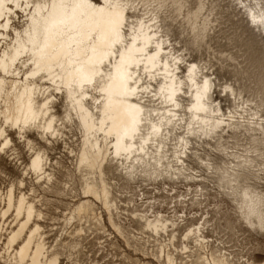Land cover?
<instances>
[{
    "label": "bare ground",
    "instance_id": "1",
    "mask_svg": "<svg viewBox=\"0 0 264 264\" xmlns=\"http://www.w3.org/2000/svg\"><path fill=\"white\" fill-rule=\"evenodd\" d=\"M101 1L0 0V156L30 153L0 190V264H264V0H230L262 47L236 85L173 43L176 0L167 31ZM205 7L179 29L192 46Z\"/></svg>",
    "mask_w": 264,
    "mask_h": 264
},
{
    "label": "rangeland",
    "instance_id": "2",
    "mask_svg": "<svg viewBox=\"0 0 264 264\" xmlns=\"http://www.w3.org/2000/svg\"><path fill=\"white\" fill-rule=\"evenodd\" d=\"M102 2L101 0H95ZM138 2L131 9V14L139 15L140 17L146 16L149 10H155L159 12L162 20V24L167 31V26L171 23V19L168 17V13L161 9L167 4H173L174 0H137ZM177 3L172 5V10L176 16L179 24L172 27L169 32L173 43L177 48H184L189 51L188 59L191 61H202L210 68V73H214V78H217V84L235 83L231 71L239 70L242 73L251 74L256 72V68L250 63L247 58L249 52H246L248 45H253V53L256 56L261 54L262 47L256 44L257 39H260L259 32L254 30L252 26L248 25L246 17L238 15V9L236 10L235 4L230 0H176ZM206 5L204 10L201 12L199 18V24L202 26L203 22L209 23L210 29L204 34L201 46H192L190 44V37L185 35H179V29L181 25L185 29L189 27L186 22L188 18L197 11L199 2ZM138 3L140 4L138 6ZM212 10V12H210ZM216 19V22L211 20ZM181 23V24H180ZM264 37V35H263ZM221 59V60H220ZM222 60H226L223 63ZM224 65L228 69L222 72L220 66ZM185 70V67H184ZM187 72V71H186ZM236 85V83H235ZM214 90V89H213ZM220 89H215L214 98H218L222 103V107L227 108L233 106V101L230 97H226L220 93ZM61 102V101H60ZM57 111L62 113V107L57 103ZM13 138L17 139L18 136L11 133ZM33 138H38L35 133L30 134ZM76 138H74V141ZM19 142V141H18ZM17 146L21 152L20 160H14L13 157L0 156V167L5 172L0 174V190H4L8 187L11 181L20 178L24 171V166L30 161V153L28 149H25L23 144L18 143ZM42 143V142H41ZM55 151L50 152L51 158H62L65 165L72 167V157L68 154V151L60 145ZM30 178V177H29ZM34 180V179H33ZM31 180L28 179V185ZM181 192H186L185 187L180 188ZM42 192V191H41ZM156 196L158 194L155 192ZM154 196V194H153ZM48 198L52 201V205L48 206L56 215H60L62 211H65V204L71 202L70 198L59 197L57 198L53 194H48ZM58 207V208H57ZM165 209H167L165 207ZM53 221H49L48 224H53ZM50 229V228H49ZM255 235V233H252ZM257 239L261 240V246L263 251L256 252L260 258L264 257V238L255 235ZM101 254H97L100 257ZM135 258H141L143 261H147L142 255L134 254ZM108 260V259H107Z\"/></svg>",
    "mask_w": 264,
    "mask_h": 264
}]
</instances>
